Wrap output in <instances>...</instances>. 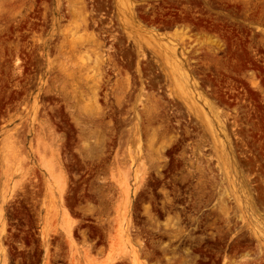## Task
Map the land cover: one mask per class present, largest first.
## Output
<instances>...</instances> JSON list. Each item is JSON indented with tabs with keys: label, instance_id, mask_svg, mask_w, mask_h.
I'll return each instance as SVG.
<instances>
[{
	"label": "rangeland",
	"instance_id": "rangeland-1",
	"mask_svg": "<svg viewBox=\"0 0 264 264\" xmlns=\"http://www.w3.org/2000/svg\"><path fill=\"white\" fill-rule=\"evenodd\" d=\"M114 249L264 264V0H0V264Z\"/></svg>",
	"mask_w": 264,
	"mask_h": 264
},
{
	"label": "crops",
	"instance_id": "crops-1",
	"mask_svg": "<svg viewBox=\"0 0 264 264\" xmlns=\"http://www.w3.org/2000/svg\"><path fill=\"white\" fill-rule=\"evenodd\" d=\"M50 226L47 228L46 232H50ZM99 264H120V256L116 253L115 249L113 251L112 256H102L99 258Z\"/></svg>",
	"mask_w": 264,
	"mask_h": 264
}]
</instances>
